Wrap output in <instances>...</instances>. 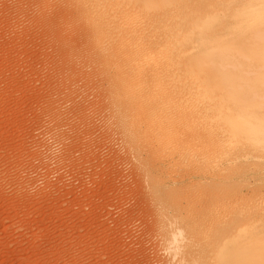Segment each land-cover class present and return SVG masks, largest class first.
<instances>
[{
  "label": "rangeland",
  "instance_id": "1",
  "mask_svg": "<svg viewBox=\"0 0 264 264\" xmlns=\"http://www.w3.org/2000/svg\"><path fill=\"white\" fill-rule=\"evenodd\" d=\"M181 1L143 11L138 34L163 49L194 21L215 78L193 102L175 89L134 104L72 0H0V264H264V0ZM222 117L242 131L216 142Z\"/></svg>",
  "mask_w": 264,
  "mask_h": 264
},
{
  "label": "bare ground",
  "instance_id": "2",
  "mask_svg": "<svg viewBox=\"0 0 264 264\" xmlns=\"http://www.w3.org/2000/svg\"><path fill=\"white\" fill-rule=\"evenodd\" d=\"M72 1L77 5V13L79 15V18L82 19V21L84 22L85 26L87 27V30L89 29V34H88V38H87L88 42H89V45L94 49V51H96V53L99 54V62L102 63V66L104 67V70H105L106 74L112 76V79H111V83H113L112 84V92L114 93V95L118 96V98L121 97V96L123 97L125 94L127 95L126 98L128 97V95L132 96V98H133V96H135V97L137 96L138 97L139 95H141V94L144 95L145 93H146V95H148V93H150V94H152L155 97V96L158 95L157 93L162 92V95H163L164 92H166V93L168 92L169 93V92H172L175 89L177 90V93L181 91L182 94H185L187 96L186 98H188L189 95H192L196 91H198V93H200V92L202 93V91L204 92L206 89L205 90H203V89L205 88L206 84L210 83V82H213L212 80H214L215 75H216V68H211L208 65L207 66L204 65L205 63H208V62H211V63L215 64L214 63L215 60H213V54H212V44L210 43V41H207V39L204 38L205 34L202 35L201 32L199 33L200 42L195 43V36L192 33H190V32L188 33V30H187V28L189 26L190 27L193 26L192 23H195V22L194 21L191 22V20L188 21V19L184 18L186 16L183 17L184 14L182 15V17L184 19H183V22H181L182 24H181L180 29H179L181 32H178V36H179L178 38L176 36V38L173 39V41H171V42L168 41L167 42L165 40L166 36H165V39H164L163 38L164 34L160 33L163 36V37L160 36V37H162L160 39H162V40L164 39V41L167 42L165 47H163L164 50L161 49L162 47L159 48L158 35L155 34V33H154L153 37H148V38H152V39L151 40L149 39L147 44H145V42H143L141 40L142 37H140L139 34L140 33L142 34V32L138 31L136 29L137 26H135L138 23V21L140 20V18H141V13L144 14V12H145L146 15L152 14V15H154V18H155V14L156 13L154 14V10H156L155 9L156 7H158L159 9H164V11H165V8H170V6H172V4H176L177 3V2L175 3V0H72ZM177 1L180 2L181 0H177ZM182 4H183V2H182ZM186 4H188V3H186ZM184 8H186V6H184ZM188 8H189V5H188ZM196 9H197V7L194 10H196ZM184 11H186V10H184ZM188 11L191 13V10H188ZM188 11H187V14H188V16H190ZM177 12H178V9L174 8V11L171 12L170 14H172V16H177L178 15ZM161 14H162V12H161ZM213 14H216V13H213ZM164 15L166 16V14H164ZM195 15H196V13H195ZM195 15L192 16V17H195ZM207 16H208V14H207ZM190 17H187V18H190ZM204 17H206V16H204ZM141 19H143V17ZM159 20H160V18H159ZM174 20H176V17H174ZM180 20H181V18H180ZM180 20H179V22H177V21H175V22L180 23ZM143 21H145V20H143ZM164 21L166 22V20H164ZM152 26H154V25H152ZM140 27L141 26H139V28ZM155 27H156V25H155ZM159 27H158V29H159ZM164 27H166V26H164ZM170 27L171 26H169V28ZM176 27H177V25H176ZM166 28L168 29V27H166ZM148 29H149V27H148ZM162 29H164V28H162ZM162 29H161V31H162ZM149 30H148V32H149ZM142 31H143V29H142ZM173 31H174V34H175L176 30L173 29ZM138 32H139V34H138ZM155 32H156V30H155ZM191 32H192V29H191ZM168 34H169L170 38L171 37L173 38V36H171L173 34V32L171 30H170V32ZM197 40H198V38H197ZM104 65H109L110 67H105ZM213 67H215V66H213ZM198 72L203 73V76H198ZM180 77H183V78L187 79V83H186V81H184L185 84L181 86L180 85L181 82H179V84H178L179 86H178L176 80L177 79L178 80L182 79ZM202 78H203V80H201ZM215 84H216L215 86L218 87V89L219 88H223V86L219 82L215 83ZM218 89L215 90L216 94H217V90ZM206 92H207V90H206ZM236 93H238V92H236ZM173 94H175V93H173ZM209 94H210V92H209ZM146 95L143 96V98L147 99ZM197 95H199V94H197ZM202 95L204 96V94H202ZM202 95H201V97H202ZM210 95H212V94H210ZM153 96H150V97L152 98ZM181 96H179V97H181ZM205 96L208 97L207 95H205ZM157 97L159 98L160 95L157 96ZM132 98L130 97L129 99L131 100ZM134 98H133V102L135 100ZM151 98H149V99H151ZM165 98H167V97H165ZM165 98L162 97V99H160V98L159 99L163 100ZM198 98H200V97H198ZM149 99H148V101H149ZM184 99H182V100H184ZM202 99L208 100L207 98H204V97H202ZM202 99H199L200 101H198L197 103H200L201 101L203 102ZM141 100L144 101L142 99V97H141ZM152 100H150V101L155 103L154 98ZM187 101H189V100H187ZM194 101H196V97H195ZM128 102H129V100H128ZM128 102H126V103H128ZM131 102H132V100H131ZM135 102H134V104L137 103V102L136 103ZM156 102H157V100H156ZM167 102H169V100ZM185 102H186V100H185ZM192 102H193V100H192ZM206 102H208V101H206ZM197 103L195 105H197ZM115 104H116V102H115ZM117 104H118L119 109L121 108V111L124 110V109H126V110L130 109V108H128V109L125 108L126 106H124L125 103L123 102L122 99L118 100ZM142 104H143V102H142ZM170 104H172V103H170ZM176 104L175 105L172 104V105L176 106ZM204 104H205V101H204ZM206 104L208 105V103H206ZM213 104L216 106L215 103H213ZM139 105H141V104H139ZM139 105H138V108L140 107V109H141V106H139ZM178 105L181 106V104H178ZM184 105H185V103H184ZM207 105L204 108H207L208 107ZM131 106H133V105H131ZM188 107H189V105H188ZM133 108H136V107H133ZM138 108H136L135 110H137ZM150 108H152V106ZM176 108H177V106H176ZM209 108H210V106H209ZM216 108H217V106H216ZM180 109H182V108H180ZM184 109H185V107L183 108V110ZM191 109H189V110H191ZM152 110L153 109H151L150 111H152ZM154 110H156V109L154 108ZM189 110H187V113H188ZM211 110H213V109H211ZM211 110H210V113H211ZM118 111H120V110H118ZM194 111H195V109L193 110V112ZM137 112H139V111L137 110ZM137 112L135 111V113L138 115L141 111L139 113H137ZM163 112H166V111H163ZM185 112L186 111H184L183 114ZM196 112H198V111H196ZM196 112H194L193 114L195 115ZM205 112L208 113L209 111L206 110L203 113H205ZM125 113H127V112H125ZM132 113H134V111ZM135 113L133 114V116L136 115ZM166 113H163V114H165V116H166L167 115ZM118 114H119V112H118ZM123 114H124V112H123ZM140 114L142 115V112ZM148 114H151V113L148 112ZM152 114H151V116H152ZM160 114H161V112H160ZM160 114H159V116H160ZM116 115H117V112H116ZM189 115H187V116H189ZM194 115H192V116H194ZM198 115H199V113H197L196 116H198ZM133 116H131V117H133ZM161 116L164 117L163 115H161ZM169 116H167V117H169ZM205 116L203 115V117H205ZM122 117L120 115V119ZM124 117H123V119L126 118V117L125 118ZM148 117H150V115H148ZM178 117H176V118H178ZM184 117L185 116L183 115V117H180V118L184 119ZM220 117H221V115H220ZM150 118H152V117H150ZM158 118H160V117H158ZM199 118L202 119L201 117H199ZM206 118H207V116H206ZM206 118H205V120H207ZM126 119H128V117ZM140 119H142V118L138 117V118L135 119V121H134V119H132L133 121L131 123H133V122L137 123L136 121H138V122L141 121L142 122L143 119L142 120H140ZM165 119H166V117H165ZM169 119L172 121L173 118L169 117ZM129 120H131V119H129ZM146 120H149L150 122L152 121L150 119H146ZM180 120L181 119L177 120V122L179 121L180 123H182ZM185 120H184V123H185ZM195 120H193V121H195ZM205 120H203V121L205 122ZM155 121H158V120H155ZM159 121H163V120H159ZM165 121L163 123H165ZM171 121H169V122L171 123ZM198 121H199V119H198ZM211 121H212V124H214V127H215V129L213 131V135H214V138H215L214 140H216V142H218L220 139H222L224 137H227V136H230V135L235 136V135L239 134L242 131V127L240 126L241 123H239V122H241V119H233V118H229V117L228 118L227 117L223 118L222 117V118H216L214 121L213 120H211ZM175 122H176V120H175ZM153 124H155V123H152V125ZM194 124H195V122H194ZM202 124H207V122L206 123H202ZM155 125H153V126H155ZM167 125H169V124H167ZM167 125L164 124L162 126H167ZM158 126H160V125H158ZM171 126L173 127V125H171ZM176 126H179V125H176ZM192 127L194 128L195 126L193 125ZM207 128H209V127H207ZM208 130H211V129H208ZM201 133H203V132H201ZM199 136H201V135H199ZM216 144L214 146L218 147V145H216ZM219 147H220V145H219ZM181 149H183V147ZM181 149H179L180 152H183ZM186 149H189V148H186ZM176 150L177 149H175V151ZM216 152L219 153L218 151H216ZM189 154H187V157H188ZM190 156L193 157L192 154H190L189 157ZM246 251L248 252V250H246ZM242 252H245V251L243 250ZM239 256L240 255L238 254L237 257H239ZM240 258L241 259L245 258V256L244 257L240 256L239 259ZM260 260H261V258H260Z\"/></svg>",
  "mask_w": 264,
  "mask_h": 264
}]
</instances>
